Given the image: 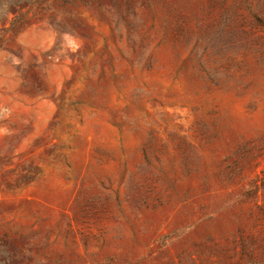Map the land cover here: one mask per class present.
<instances>
[{
  "label": "rangeland",
  "instance_id": "rangeland-1",
  "mask_svg": "<svg viewBox=\"0 0 264 264\" xmlns=\"http://www.w3.org/2000/svg\"><path fill=\"white\" fill-rule=\"evenodd\" d=\"M0 264H264V0H0Z\"/></svg>",
  "mask_w": 264,
  "mask_h": 264
}]
</instances>
